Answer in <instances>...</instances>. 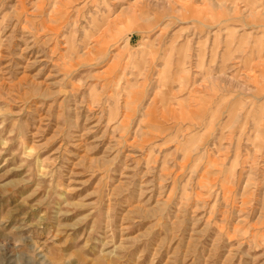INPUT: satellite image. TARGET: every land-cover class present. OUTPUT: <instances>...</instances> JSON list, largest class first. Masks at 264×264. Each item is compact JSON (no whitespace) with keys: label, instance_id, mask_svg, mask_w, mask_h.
Segmentation results:
<instances>
[{"label":"rangeland","instance_id":"rangeland-1","mask_svg":"<svg viewBox=\"0 0 264 264\" xmlns=\"http://www.w3.org/2000/svg\"><path fill=\"white\" fill-rule=\"evenodd\" d=\"M0 264H264V0H0Z\"/></svg>","mask_w":264,"mask_h":264}]
</instances>
